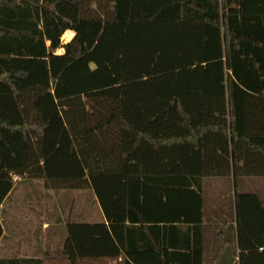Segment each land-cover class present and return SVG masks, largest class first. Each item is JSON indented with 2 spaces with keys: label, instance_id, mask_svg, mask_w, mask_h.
<instances>
[{
  "label": "trees",
  "instance_id": "obj_1",
  "mask_svg": "<svg viewBox=\"0 0 264 264\" xmlns=\"http://www.w3.org/2000/svg\"><path fill=\"white\" fill-rule=\"evenodd\" d=\"M25 180L103 217L49 257L264 264V0H0V215Z\"/></svg>",
  "mask_w": 264,
  "mask_h": 264
},
{
  "label": "crops",
  "instance_id": "obj_2",
  "mask_svg": "<svg viewBox=\"0 0 264 264\" xmlns=\"http://www.w3.org/2000/svg\"><path fill=\"white\" fill-rule=\"evenodd\" d=\"M70 32L72 31L66 33ZM242 187L264 195V180H244ZM14 190L1 206L0 260H37L43 261V264H69L64 260L49 257L64 243L66 225L61 224L58 219L54 224L51 217L47 219L41 215L37 216L31 206L23 205L24 200L17 204L9 202ZM6 203L8 204L4 210ZM15 205L21 206V212Z\"/></svg>",
  "mask_w": 264,
  "mask_h": 264
},
{
  "label": "rangeland",
  "instance_id": "obj_3",
  "mask_svg": "<svg viewBox=\"0 0 264 264\" xmlns=\"http://www.w3.org/2000/svg\"><path fill=\"white\" fill-rule=\"evenodd\" d=\"M64 37L62 39L63 44L69 42ZM57 54H62V50H58ZM23 200L25 201L23 205L31 206L37 216L41 215L47 219L51 217L54 224L57 223V219L64 226L69 221L74 223H100L103 220L96 200L90 191L56 192L46 190L42 181L25 180L16 186L9 202L13 201L17 204ZM7 204L4 206V210ZM20 205H15L16 209H20Z\"/></svg>",
  "mask_w": 264,
  "mask_h": 264
},
{
  "label": "bare ground",
  "instance_id": "obj_4",
  "mask_svg": "<svg viewBox=\"0 0 264 264\" xmlns=\"http://www.w3.org/2000/svg\"><path fill=\"white\" fill-rule=\"evenodd\" d=\"M64 36L66 41H71V39L74 37V32L66 33Z\"/></svg>",
  "mask_w": 264,
  "mask_h": 264
}]
</instances>
